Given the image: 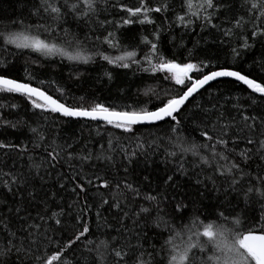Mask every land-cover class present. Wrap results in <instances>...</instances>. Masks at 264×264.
Wrapping results in <instances>:
<instances>
[{"label":"snow or ice","instance_id":"6c2138e0","mask_svg":"<svg viewBox=\"0 0 264 264\" xmlns=\"http://www.w3.org/2000/svg\"><path fill=\"white\" fill-rule=\"evenodd\" d=\"M16 5L0 264H264V0Z\"/></svg>","mask_w":264,"mask_h":264},{"label":"trees","instance_id":"16d2710c","mask_svg":"<svg viewBox=\"0 0 264 264\" xmlns=\"http://www.w3.org/2000/svg\"><path fill=\"white\" fill-rule=\"evenodd\" d=\"M18 11L17 5H16V0H0V19H2L5 16L11 17L14 16L15 13ZM191 46V45H189ZM10 51H15V49L12 46H9ZM2 50H0V55H2ZM113 55H115V53H112ZM32 56H36V54H31ZM28 59V53L26 52V54L24 56H21L18 58L17 60V65L19 67V71H20V75H23V67L25 66V61ZM52 61H55L56 64H61V58L59 57H52L49 60H42V62L44 63H51ZM69 64L70 62L64 60L63 61V67L59 68L58 71L56 72L55 76L53 77L51 74L49 73H45V75L47 76V78L49 79H57L60 80L61 83H63V80H61V77L64 76L65 73L68 72L69 70ZM31 67H35V65H32ZM81 68L84 67H88L89 70L93 69L95 67V65H91V66H80ZM45 75H41V78H45ZM93 75H95V72H93ZM146 83H152V81H148ZM212 86L215 88L217 87V83L216 82H212ZM220 87H228V88H232L234 87V85H227V84H221L219 85ZM207 87V86H206ZM242 87V86H241ZM53 94L55 95V93L53 92ZM69 102L71 103V100H69Z\"/></svg>","mask_w":264,"mask_h":264}]
</instances>
